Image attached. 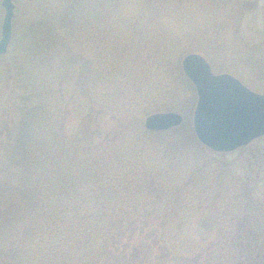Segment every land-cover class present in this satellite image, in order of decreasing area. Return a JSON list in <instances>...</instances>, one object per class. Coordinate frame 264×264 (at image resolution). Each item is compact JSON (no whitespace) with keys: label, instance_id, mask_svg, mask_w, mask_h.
<instances>
[{"label":"trees","instance_id":"trees-1","mask_svg":"<svg viewBox=\"0 0 264 264\" xmlns=\"http://www.w3.org/2000/svg\"><path fill=\"white\" fill-rule=\"evenodd\" d=\"M28 2L39 15L3 57L0 264H264V137L216 153L191 119L167 131L144 126L154 113L195 105L181 62L221 48L199 46L209 40L185 25L183 49L169 36L149 48L155 73L132 76L119 29L125 22L129 46L161 20L193 19L196 2H210L214 19L228 23L259 1L133 0L118 26L121 0ZM100 117L113 126L96 144ZM68 119L80 121L74 137Z\"/></svg>","mask_w":264,"mask_h":264},{"label":"rangeland","instance_id":"rangeland-1","mask_svg":"<svg viewBox=\"0 0 264 264\" xmlns=\"http://www.w3.org/2000/svg\"><path fill=\"white\" fill-rule=\"evenodd\" d=\"M13 1L16 5V17L14 18V21L17 22V25H14L13 22L12 39L15 38L19 40L26 32L29 31L32 25L31 23L35 21V18L39 15V13L34 15L35 12L28 9V1L30 0ZM228 1H230L232 4L233 2H241L242 4L247 2V0ZM258 1L257 11L247 14L245 18L236 15V17L228 23L226 21H222V23H220V20L216 21L214 19L212 14L213 8L210 2L209 4L196 2L193 5L191 4V9L194 12L196 11L193 19L186 16L183 17L182 15L180 18V14H178V18H176V21L170 20L169 18L161 20L156 24L153 30H140L137 34L140 39H138L137 37H133V39L131 40L132 44L127 46L128 35L130 34V31L125 29L123 25L125 22H121L125 20L127 13L133 9V0H121L122 8L119 12V16L122 18V20H118V22L115 21L114 24L118 26L121 23L119 29L121 34L124 35L123 45L120 49V56H122V59H120L122 62V67L125 71L131 72L132 76L135 74V72L138 71V69H141L144 73L148 71L151 73H155L156 70L147 59L149 48L160 47L163 44L164 40H168L169 36L173 35L178 36V38L180 39L179 42L175 44V50H177L178 48L183 49L185 45H187V42L185 39H183L184 36L182 30L185 25H191L195 23L199 27V33H201L206 38V40H209L208 42L199 41V46L205 47L209 43H211L214 48H221L220 51H214L212 48L207 50L208 53H211L208 61L210 62L213 71L216 74H219L220 69L224 68L225 71H228L227 73L230 72L232 75L240 79L244 84L249 85V87H251V89H253L254 91H262L261 93H264V0ZM199 12H203V14H200ZM1 19L2 18L0 14V20ZM2 21L3 19L0 21V39L2 36ZM217 36L218 40H221V42H223L222 47L217 46ZM124 47L128 48V50L126 51L127 54L123 52ZM10 49L11 47H9V50ZM125 54L128 55L126 58L124 57ZM4 56L0 57V99L3 98L2 100H5L7 98V90L5 87L7 81V79L5 78V69L7 64L6 59L3 58ZM211 58L213 59V61ZM2 100H0V108ZM197 100L194 106L192 105L191 107H187L184 114L180 113L184 117V119H191L192 124ZM4 106L5 109L8 108L7 105ZM99 119V123H97L98 129H95L94 135V143L96 144L104 140L105 137H108V133H110L113 126L111 118L100 117ZM79 126L80 121L68 119L65 126L66 135L68 137H74L76 132L79 130ZM87 126L91 127L90 124H87ZM12 184L20 185L19 182L16 181ZM6 186H8V182H6L5 179H1L0 191H3V193H5L6 190L4 191V189H6ZM8 201L10 203L12 202V199L7 200V202Z\"/></svg>","mask_w":264,"mask_h":264},{"label":"water","instance_id":"water-1","mask_svg":"<svg viewBox=\"0 0 264 264\" xmlns=\"http://www.w3.org/2000/svg\"><path fill=\"white\" fill-rule=\"evenodd\" d=\"M4 19L1 26L0 57L8 53L13 34L15 4L1 0ZM181 66L193 84L197 104L193 128L198 140L216 153H233L264 137V94L251 90L230 73H214L209 61L198 53L186 55ZM178 112L148 116L149 131H167L183 124Z\"/></svg>","mask_w":264,"mask_h":264},{"label":"flooded vegetation","instance_id":"flooded-vegetation-1","mask_svg":"<svg viewBox=\"0 0 264 264\" xmlns=\"http://www.w3.org/2000/svg\"><path fill=\"white\" fill-rule=\"evenodd\" d=\"M13 3H14V1H13ZM15 4V3H14ZM15 7H16V5H15ZM15 10H16V8H15ZM3 13L5 14V12H4V9H3V7H2V3H1V0H0V14H1V18L2 19H4V15H3ZM15 17H16V11H15ZM1 19V20H2ZM0 20V21H1ZM3 22V21H2Z\"/></svg>","mask_w":264,"mask_h":264}]
</instances>
